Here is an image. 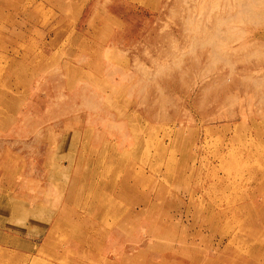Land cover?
I'll use <instances>...</instances> for the list:
<instances>
[{
    "label": "rangeland",
    "instance_id": "374dc122",
    "mask_svg": "<svg viewBox=\"0 0 264 264\" xmlns=\"http://www.w3.org/2000/svg\"><path fill=\"white\" fill-rule=\"evenodd\" d=\"M261 220L264 0H0V264H217Z\"/></svg>",
    "mask_w": 264,
    "mask_h": 264
},
{
    "label": "crops",
    "instance_id": "0c3cea01",
    "mask_svg": "<svg viewBox=\"0 0 264 264\" xmlns=\"http://www.w3.org/2000/svg\"><path fill=\"white\" fill-rule=\"evenodd\" d=\"M258 225L264 226V220ZM217 258V264H264V250H252L248 253L240 250H224L218 253Z\"/></svg>",
    "mask_w": 264,
    "mask_h": 264
}]
</instances>
